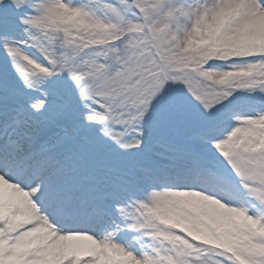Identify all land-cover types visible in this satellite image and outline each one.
Returning <instances> with one entry per match:
<instances>
[{
	"label": "snow or ice",
	"instance_id": "6c2138e0",
	"mask_svg": "<svg viewBox=\"0 0 264 264\" xmlns=\"http://www.w3.org/2000/svg\"><path fill=\"white\" fill-rule=\"evenodd\" d=\"M0 264H264V0H0Z\"/></svg>",
	"mask_w": 264,
	"mask_h": 264
}]
</instances>
